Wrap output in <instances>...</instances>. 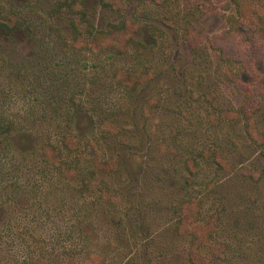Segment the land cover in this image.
Here are the masks:
<instances>
[{"label": "rangeland", "instance_id": "rangeland-1", "mask_svg": "<svg viewBox=\"0 0 264 264\" xmlns=\"http://www.w3.org/2000/svg\"><path fill=\"white\" fill-rule=\"evenodd\" d=\"M262 17L264 0H0V264H182L173 211L192 195L218 217L213 264H264V144L235 116L256 107L264 134ZM121 22L139 31L125 46L103 33ZM66 136L62 158L114 164L107 190L43 159Z\"/></svg>", "mask_w": 264, "mask_h": 264}, {"label": "trees", "instance_id": "trees-1", "mask_svg": "<svg viewBox=\"0 0 264 264\" xmlns=\"http://www.w3.org/2000/svg\"><path fill=\"white\" fill-rule=\"evenodd\" d=\"M262 19H264V17H262ZM244 23L245 22H241L239 24V30L241 33L243 32L245 35L247 34V37H254L256 39L257 33L255 27L252 25L251 27L247 23ZM262 23L264 24V21ZM0 26L7 31L12 29L3 23H0ZM71 27L74 29L73 36L75 41H77V39L79 40L81 35L79 21L72 19ZM141 27L142 26H140V28ZM261 27L264 28L263 25H261ZM137 29L138 28L135 24L121 22L118 24H111L108 30L103 33L112 38H118L119 40L123 39V44H120V46H125L133 41L132 35H134V32L137 31ZM229 30L231 31V29ZM221 50L222 60L225 62H231L232 58L224 55L225 51L223 48H221ZM143 75H145V73L135 76L133 82L134 86H137L141 81L147 78L143 79L145 77ZM255 108L256 107L252 108L251 106L247 107L244 105L241 111L236 112L234 110L236 113L235 116L243 117L244 129L248 138L251 139L254 144L263 145L264 134L259 132L255 123V118L253 117ZM234 111L231 110L230 113L233 114ZM220 112L221 114L224 113L227 115L225 110H220ZM8 129L7 124L0 121V132L8 131ZM72 149H76L75 140L72 137L66 136L62 140V147L47 143L46 146L43 147L42 157L44 160L47 159V161L51 163V165L54 166L63 177H67L75 190L82 192L89 186L96 187L101 185L107 190L106 185L110 175L115 169L114 164L109 160L101 158L98 151H93L90 157H88L81 166L78 165L79 163L69 160L68 158H62L63 150H68L70 152ZM204 153H206L204 157L217 164L219 168L224 169L230 167L221 151L217 149L204 150ZM196 163V160L192 158L185 160V164L190 170L196 166ZM237 171L242 174L250 173V175L257 173L255 169L248 170L246 167H238ZM173 212L175 213L174 218L176 220L175 231L178 234L189 236V245L185 250L182 264H213L212 259L204 254L203 248H208L210 252L214 253V256H223L225 246L221 247L223 243L221 244V242H215L213 240L218 217L216 214H209L205 218H201V199L192 195L191 197L184 199L177 207H175Z\"/></svg>", "mask_w": 264, "mask_h": 264}]
</instances>
